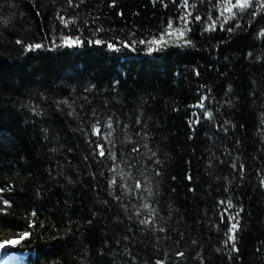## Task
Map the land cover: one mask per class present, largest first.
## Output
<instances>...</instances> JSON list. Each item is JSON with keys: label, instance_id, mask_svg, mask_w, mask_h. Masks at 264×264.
<instances>
[{"label": "trees", "instance_id": "trees-1", "mask_svg": "<svg viewBox=\"0 0 264 264\" xmlns=\"http://www.w3.org/2000/svg\"><path fill=\"white\" fill-rule=\"evenodd\" d=\"M249 2L0 0V242L30 233L24 264H264V0ZM169 21L185 36L149 54L139 41ZM61 34L83 47L50 50Z\"/></svg>", "mask_w": 264, "mask_h": 264}, {"label": "snow or ice", "instance_id": "snow-or-ice-1", "mask_svg": "<svg viewBox=\"0 0 264 264\" xmlns=\"http://www.w3.org/2000/svg\"><path fill=\"white\" fill-rule=\"evenodd\" d=\"M69 3H71V0H69ZM184 4L185 7H187L188 4V0H184ZM252 5L250 4L249 0H226V3L224 5V12L227 13H234L235 9H239L240 12L245 11L247 8L251 7ZM261 7H264V4L261 5ZM191 13H189L190 15ZM61 21V23L64 25L65 28L68 27L69 23H74L75 21H66L64 19V17H58ZM180 19H185L184 17H180ZM197 20L200 19L199 16L196 17ZM227 22V21H226ZM187 23V21H186ZM167 31L166 32H162L159 36V38L157 37H153L150 41H145V40H140L139 43L140 44H148L150 45L148 47V53L152 54L155 52H163L164 50H166V48L169 46L168 42L164 40L165 35L168 36H178L179 38H183L185 36V31L181 30L180 28H175L173 29V23L171 21H169L168 25H167ZM97 31H103L102 28L97 29ZM228 31H231V28L228 29ZM17 43H20V41H17ZM91 43V42H90ZM104 42L101 40H96L95 44L97 45H101ZM191 41L186 40L185 41V45L190 44ZM52 44L54 45L53 49L50 50H55V47H61V48H69V49H78V48H82L83 47V40L80 39V37H72V36H65L63 34H61L60 38H59V43H57V41L55 39L52 40ZM151 45H155V47H152ZM135 46H136V42L133 41L132 44H128L127 42H125L123 44V47L125 48H131V50L135 51ZM180 47H183L184 45H178ZM43 47V45L37 43L35 45H28L27 46V50L28 51H32L34 48L36 50H39ZM107 47L109 50H111L114 53H119L121 51V48L116 47L115 44L113 43H108ZM203 99H201V102L197 105H195L196 107H200L203 108L204 104H203ZM210 115V114H208ZM197 123H199V120H197ZM94 127V131L99 134L100 133V129L97 126H93ZM112 125L109 122L108 123V128H111ZM108 135H111V133H108ZM98 147H100V152L99 155L100 156H104V150H103V146L102 145H97ZM110 152V150H109ZM159 173H157L158 175ZM113 183H115V181H113ZM264 183V182H262ZM137 187H140L139 182H137ZM0 191H2V189H0ZM5 205L8 204L7 201L4 202ZM220 204L224 205L225 202L224 201H220ZM234 207V205L232 204L231 200L227 201L226 207H225V211L224 213H222L221 215V222L223 223L224 221V217L227 216L228 220H229V224L230 227L228 228V232L232 233V235H228V240L233 241V249L238 251V249H236L235 247V229L238 227L237 223H232V221L235 220L234 216H231L230 213V209H232ZM146 221H141V223H145ZM227 235V233H226ZM30 236V233L25 232L23 233L18 239H11V240H4L2 242H0V264H3V262L10 256V254L7 252V249L10 247H16L17 245H19L21 243V241L27 239ZM181 256H183V253H180ZM157 264H161L160 261H157Z\"/></svg>", "mask_w": 264, "mask_h": 264}, {"label": "rangeland", "instance_id": "rangeland-1", "mask_svg": "<svg viewBox=\"0 0 264 264\" xmlns=\"http://www.w3.org/2000/svg\"><path fill=\"white\" fill-rule=\"evenodd\" d=\"M9 254H10V252H8ZM11 258H12V256H11ZM13 259V258H12Z\"/></svg>", "mask_w": 264, "mask_h": 264}, {"label": "bare ground", "instance_id": "bare-ground-1", "mask_svg": "<svg viewBox=\"0 0 264 264\" xmlns=\"http://www.w3.org/2000/svg\"><path fill=\"white\" fill-rule=\"evenodd\" d=\"M3 264H5V263H3Z\"/></svg>", "mask_w": 264, "mask_h": 264}]
</instances>
